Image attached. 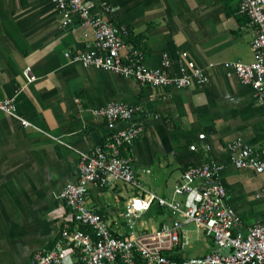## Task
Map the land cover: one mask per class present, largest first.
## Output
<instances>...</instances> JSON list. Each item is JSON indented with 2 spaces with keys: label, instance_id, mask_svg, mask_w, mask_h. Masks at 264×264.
<instances>
[{
  "label": "crops",
  "instance_id": "1",
  "mask_svg": "<svg viewBox=\"0 0 264 264\" xmlns=\"http://www.w3.org/2000/svg\"><path fill=\"white\" fill-rule=\"evenodd\" d=\"M105 1L114 7L112 21L129 28L122 53L138 48L155 67L163 51H187L207 80L179 88L140 85L70 61L64 51L92 42L89 24H62L51 0H0V97L16 93V112L30 122L23 126L0 110V264H29L36 248L51 245L71 224L59 193L76 177L79 152L125 124L94 112L110 100L142 109V132L123 154L146 189L172 194L185 167L211 159L223 166L226 200L243 225L264 215V192L256 196L264 173L236 168L228 149L236 139L264 145V100L223 65L254 58L253 29L238 0ZM26 66L36 76L29 83ZM130 194L121 184L90 185L89 203L119 221Z\"/></svg>",
  "mask_w": 264,
  "mask_h": 264
},
{
  "label": "built area",
  "instance_id": "2",
  "mask_svg": "<svg viewBox=\"0 0 264 264\" xmlns=\"http://www.w3.org/2000/svg\"><path fill=\"white\" fill-rule=\"evenodd\" d=\"M61 15L62 24L74 21L89 24L93 40L83 49L66 50L64 56L85 66L103 68L132 78L140 85L187 87L205 83L202 67L187 51H163L158 66L145 63L140 49L130 47L125 37L129 28L112 21L114 7L105 0H51ZM98 9V11H97ZM237 10L244 14L253 29L252 61L227 60V73H234L264 100V0H238ZM26 82L36 76L31 68L23 69ZM16 93L0 97V110L19 120L30 122L16 112ZM94 112L108 122L121 121L124 126L107 135L89 151L79 152L77 174L60 191L66 218L51 245L36 248L29 264H264V215L250 225H243L238 212L227 202L226 188L220 177L222 165L208 159L185 167L173 185L170 197L146 189L139 180L130 150L142 132L137 117L138 104L110 100ZM232 164L264 173V145L255 147L236 139L228 144ZM131 189L121 219L109 221L89 203V187ZM264 192V186L256 196ZM182 197V199H178ZM153 205L162 207L160 218L142 219ZM188 224H193L196 238L204 235L211 243L206 252L186 255L190 247Z\"/></svg>",
  "mask_w": 264,
  "mask_h": 264
},
{
  "label": "rangeland",
  "instance_id": "3",
  "mask_svg": "<svg viewBox=\"0 0 264 264\" xmlns=\"http://www.w3.org/2000/svg\"><path fill=\"white\" fill-rule=\"evenodd\" d=\"M170 196L171 194L167 195V197H170ZM179 198L180 197H178V199ZM180 199H182V197ZM149 217H152L153 219H155V217L160 218V215L158 216V214H153L152 211L145 212L142 215L143 220H147ZM187 226L189 228L188 236L190 240V247H188L185 250V254L192 256L194 254H200V253L206 252L208 249L205 247L204 243L210 244L211 243L210 239L205 237L204 235H200V237L196 238V232L194 231L193 224H188Z\"/></svg>",
  "mask_w": 264,
  "mask_h": 264
},
{
  "label": "trees",
  "instance_id": "4",
  "mask_svg": "<svg viewBox=\"0 0 264 264\" xmlns=\"http://www.w3.org/2000/svg\"><path fill=\"white\" fill-rule=\"evenodd\" d=\"M150 211H152L154 214H159L162 213L164 209L162 207H158L157 205H153Z\"/></svg>",
  "mask_w": 264,
  "mask_h": 264
}]
</instances>
